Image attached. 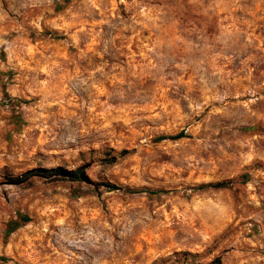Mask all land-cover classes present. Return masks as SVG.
<instances>
[{
  "label": "rangeland",
  "instance_id": "obj_1",
  "mask_svg": "<svg viewBox=\"0 0 264 264\" xmlns=\"http://www.w3.org/2000/svg\"><path fill=\"white\" fill-rule=\"evenodd\" d=\"M0 264H264V0H0Z\"/></svg>",
  "mask_w": 264,
  "mask_h": 264
},
{
  "label": "trees",
  "instance_id": "obj_2",
  "mask_svg": "<svg viewBox=\"0 0 264 264\" xmlns=\"http://www.w3.org/2000/svg\"><path fill=\"white\" fill-rule=\"evenodd\" d=\"M186 136L185 132L183 130H179L178 132L168 135V136H159L157 139H163V138H170V139H178L181 137ZM127 151L125 149H122L119 151V154H125ZM114 155L111 156V160H114ZM32 176H39V177H48V178H66V179H80L84 180L85 175L82 168H76V169H65L61 166H55V167H34L31 169H27L16 176L8 175V181L12 184L22 183L28 178ZM227 183L225 181H216L212 183H204L199 184L196 187H194L195 190H202L205 188H221L226 187ZM107 190L117 188L112 183H107L106 185ZM130 192H138L142 191L141 189H126ZM29 220V218L25 214L18 213L15 219H12L6 223V228L4 230V235H8L11 233L14 229L17 227L23 225Z\"/></svg>",
  "mask_w": 264,
  "mask_h": 264
}]
</instances>
